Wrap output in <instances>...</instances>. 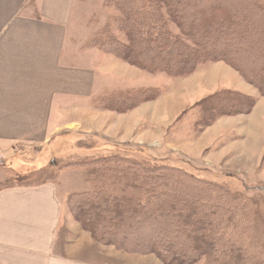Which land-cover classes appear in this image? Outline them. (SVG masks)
<instances>
[{"label":"trees","instance_id":"1","mask_svg":"<svg viewBox=\"0 0 264 264\" xmlns=\"http://www.w3.org/2000/svg\"><path fill=\"white\" fill-rule=\"evenodd\" d=\"M263 2L107 0L119 15L89 44L150 74L173 78H187L201 65L223 62L264 97ZM113 28L124 37L113 34ZM162 93L154 87L121 91L96 103L127 113ZM256 104V98L239 91L218 90L201 103L199 122L206 128L221 117L250 115ZM79 167L93 186L70 194L67 206L97 243L128 254L154 255L162 264H264V246L254 229L256 199L177 166L120 152L87 157L64 168ZM59 173H41L38 181L19 185L55 182ZM10 183L2 187L14 186ZM247 187L264 193L263 186Z\"/></svg>","mask_w":264,"mask_h":264},{"label":"crops","instance_id":"2","mask_svg":"<svg viewBox=\"0 0 264 264\" xmlns=\"http://www.w3.org/2000/svg\"><path fill=\"white\" fill-rule=\"evenodd\" d=\"M87 4L0 0V264H104L107 250L67 208L70 194L92 187L84 170L63 169L57 181L41 185H2L38 167L42 153L53 158L67 142L89 151L93 139L109 154L123 148L129 155L140 142L145 145L136 150L148 154L152 139L167 135L169 121L162 110L154 112L162 97L127 113L96 103L108 94L151 87L140 84L144 71L87 46ZM224 122L229 130L231 123Z\"/></svg>","mask_w":264,"mask_h":264},{"label":"rangeland","instance_id":"3","mask_svg":"<svg viewBox=\"0 0 264 264\" xmlns=\"http://www.w3.org/2000/svg\"><path fill=\"white\" fill-rule=\"evenodd\" d=\"M86 1L88 2L86 7L90 14L91 31L87 46L97 49L89 44L90 40L106 26L112 17H116L119 13L112 4L107 3V0ZM228 5L233 7L236 4L233 1H228ZM172 30L174 33H179L175 26H172ZM113 31V34L122 39V34H119L115 28ZM103 52L110 54L105 50ZM144 72L147 73V76L145 80H141L140 84L163 90L162 101L154 112L160 114V111H163V121H169V128L167 135L165 133L163 136L159 135L152 139V146L150 145V149H147L148 154L143 150H136L145 145L139 142L136 148H131L129 156L148 159L152 163L177 166L199 177L227 184L233 192L250 199H256L258 205L253 209L256 218L255 235L257 242L264 246V193L259 190H248L249 187H247H264V105L261 102V98L264 99V97L260 96L258 89L246 83L235 70L223 62L201 65L194 75L187 78H173L164 73ZM222 89H238L247 93L246 95L249 94L256 98L257 104L260 100L261 104L254 107L255 111L253 115L251 114L252 116L221 117L218 119L221 120L219 122L217 120L215 125L202 128L199 122L201 103ZM225 120H228V124L231 123L229 130L225 129ZM75 142H67L59 151H56L53 158H50L49 152L42 153L38 158V161H41L38 167L27 168L12 178L10 182L31 184L37 180L41 173L54 174L66 169L64 167L72 162L84 160L87 157H104L108 152L105 150L106 148L102 149L103 144H98L97 140L87 141L88 146H94V148L88 149L89 151H85L83 146L76 145ZM119 150L115 149V151ZM119 152L128 154L123 148ZM133 152H137L136 155H131ZM62 153L64 155L58 157ZM109 153L107 154L110 155ZM19 154H21L20 151H16L14 155L18 156ZM166 154L169 156L166 157ZM52 160L53 163H51ZM3 162L0 157V166L3 165ZM79 169L84 170L80 167ZM135 193L139 194L140 192ZM67 208L70 212L69 206ZM101 247L107 250L105 255L109 260H106L104 264H162L154 255L128 254L116 250L113 246L101 245ZM111 256H119L120 259L110 261L109 257ZM94 258L96 259V256Z\"/></svg>","mask_w":264,"mask_h":264}]
</instances>
